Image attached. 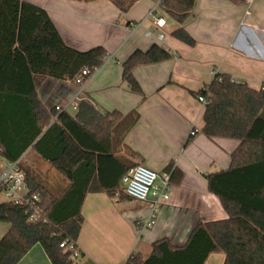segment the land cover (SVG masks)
Masks as SVG:
<instances>
[{
  "label": "crops",
  "instance_id": "1",
  "mask_svg": "<svg viewBox=\"0 0 264 264\" xmlns=\"http://www.w3.org/2000/svg\"><path fill=\"white\" fill-rule=\"evenodd\" d=\"M43 9L66 46L79 52L101 47L106 58L80 89L74 83L46 79L37 98L46 110L75 100L91 103L102 114L119 113L114 123V154L119 160L143 165L159 175L172 163L174 174L167 202L157 205L155 224L138 230L153 207L146 202L110 197L105 191L87 193L81 205L83 222L76 241L80 258L75 264H126L131 255L145 260L152 245L168 239L185 245L194 226L223 221L227 214L207 189L206 177L228 170L240 142L207 138L202 133L204 104L192 93L205 89L216 75L229 76L252 90L264 84V0L236 4L231 0H195L192 14L182 24L165 15L157 28L148 12L154 2L137 1L126 13L106 0H23ZM182 28L194 40L189 47L171 36ZM149 31L150 37L145 33ZM163 34V40L156 36ZM157 45L173 57L140 66L133 76L142 96L122 80L121 64L134 51ZM78 110V109H77ZM76 111L66 113L74 116ZM131 124L130 127L126 126ZM21 163L37 160L28 149ZM5 162L0 160V171ZM51 167V166H50ZM47 187L57 191L67 182L52 167ZM35 177H40L36 172ZM119 181V191L121 189ZM44 185V184H43ZM10 226L0 222V239ZM222 253H211L204 264H223ZM17 264H51L43 248L34 245Z\"/></svg>",
  "mask_w": 264,
  "mask_h": 264
},
{
  "label": "trees",
  "instance_id": "2",
  "mask_svg": "<svg viewBox=\"0 0 264 264\" xmlns=\"http://www.w3.org/2000/svg\"><path fill=\"white\" fill-rule=\"evenodd\" d=\"M106 1L124 14L139 0ZM151 1H160L164 15L179 25L190 17L195 3ZM231 1L244 4L246 0ZM171 36L189 47L194 45L182 28ZM172 57L157 45L136 50L121 64L122 80L142 96L134 69ZM105 58L101 47L79 52L66 46L43 9L23 0H0V160L18 161L31 149L67 182L55 192L40 184L19 161L28 189L39 196L42 219L30 223L24 208L0 202V222L10 226L0 239V264H17L36 244L51 264H75L59 245L66 242L76 247L85 195L105 191L110 197L129 200L120 193L119 181L138 164L114 154L113 125L120 114H102L80 100L71 116L54 108L46 110L37 98V89L46 79L74 83L81 70L93 72ZM192 95L205 100L201 130L205 137L240 142L229 169L206 177L207 189L218 198L227 219L198 222L184 246L176 248L161 239L145 260L131 255L126 264H204L214 252L224 255L223 264H264V84L256 91L218 74ZM164 171L170 180L174 174L182 177L172 163Z\"/></svg>",
  "mask_w": 264,
  "mask_h": 264
},
{
  "label": "built area",
  "instance_id": "3",
  "mask_svg": "<svg viewBox=\"0 0 264 264\" xmlns=\"http://www.w3.org/2000/svg\"><path fill=\"white\" fill-rule=\"evenodd\" d=\"M249 1L250 0H246L245 3ZM163 15L162 4L158 1L154 2L147 17L152 19L153 24L157 28H163L165 25ZM145 36L150 37L151 33L147 31ZM156 39L162 41L163 34H158ZM96 71V69H94L93 72L88 69L81 70L80 74L74 79V84L81 89ZM197 100L205 104L204 98L198 97ZM54 110L58 113L68 110L76 111L77 105L75 100H73L62 106H55ZM19 161L20 160L5 163L0 172V202L24 208L28 216V222L35 223L42 219L39 196L31 193L28 189L24 181V172L21 169ZM156 181H159L158 185H155ZM120 183L124 196L131 201L146 202L151 198L153 204L150 210L151 215H149L146 220L138 222L137 229L145 230L152 228L155 224L153 217L156 213L155 207L167 202L169 199L171 190L169 174L159 175L143 165H135L126 170L121 177ZM59 248L69 252L70 259L73 262L80 258V253L73 244L63 242L59 245Z\"/></svg>",
  "mask_w": 264,
  "mask_h": 264
},
{
  "label": "rangeland",
  "instance_id": "4",
  "mask_svg": "<svg viewBox=\"0 0 264 264\" xmlns=\"http://www.w3.org/2000/svg\"><path fill=\"white\" fill-rule=\"evenodd\" d=\"M96 73V72H95ZM39 163L37 164V162L35 161H30L29 163L27 162H23V168L24 170L28 171L30 174L36 172L40 175V177H37V179L39 180L40 184H44L47 187L48 182L52 181V177L48 174V172H46L47 168L48 170H51V167L48 163H43L40 160H37ZM1 169V168H0ZM159 181L155 182V185H158ZM120 193L122 195V188L120 189Z\"/></svg>",
  "mask_w": 264,
  "mask_h": 264
}]
</instances>
